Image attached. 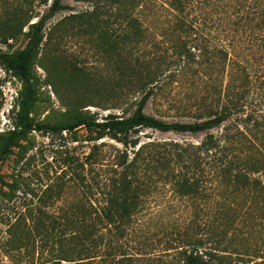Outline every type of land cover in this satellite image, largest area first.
<instances>
[{
  "label": "rangeland",
  "instance_id": "374dc122",
  "mask_svg": "<svg viewBox=\"0 0 264 264\" xmlns=\"http://www.w3.org/2000/svg\"><path fill=\"white\" fill-rule=\"evenodd\" d=\"M15 3L0 0V134L15 129L25 97L30 100V117L41 126L71 124L78 114L97 122L111 115L129 118L152 88L144 112L167 122L193 123L210 108L221 109L223 101L218 98H224L229 76L227 61L218 52L229 40L218 33L228 27L230 18L213 14L209 22L185 27L175 25L170 12L162 8L148 9L145 0H64L68 10L46 21L30 66L28 90L22 79L6 69L5 60L15 59L25 49L29 25L47 7L34 4L29 24L22 26L15 14L26 10ZM239 27V37L241 30L244 36L249 34L248 27ZM11 30L21 33L15 38L3 36ZM193 42L208 51L191 69L198 68L201 74L182 76L183 62L176 61L175 49L182 43L191 49ZM250 48L244 55L257 67L264 62V48ZM191 51L199 55L198 50ZM244 61L243 69L255 72ZM260 74L255 72L246 90L253 99L252 109L264 111ZM156 75L159 84H150L147 79ZM235 86L241 87L238 80ZM222 132L223 126L197 134L140 129L131 137L138 140L137 146L127 151L132 158L133 150L144 144L166 145L175 153L170 164L178 173L177 155L186 162L195 160L196 152L189 146L200 145L209 133ZM88 136L84 127L34 130L12 147L0 166V264L57 260L62 264H160V260L175 264V252L169 249L176 247L172 241L202 233L195 224L209 222L220 206L227 208V202L237 197L213 193L211 183L204 181L208 188L204 195L192 198L178 194L172 183L160 181L134 215L109 223L101 218L100 210L106 205L103 193L126 147L109 137L95 142ZM197 155L203 157V151ZM199 169L205 176L211 174L204 164Z\"/></svg>",
  "mask_w": 264,
  "mask_h": 264
},
{
  "label": "trees",
  "instance_id": "16d2710c",
  "mask_svg": "<svg viewBox=\"0 0 264 264\" xmlns=\"http://www.w3.org/2000/svg\"><path fill=\"white\" fill-rule=\"evenodd\" d=\"M16 1L14 6L26 10L25 13L15 14L22 26L29 24L32 17L29 13L34 4L47 7V11L29 25L25 49L15 59L5 60L6 69L22 79L30 90V66L42 43L44 37L42 31L46 21L68 10L69 7L64 0ZM145 2L148 9L162 8L163 11L170 12L173 23L178 26H193L194 22L203 20L209 22L213 20V14L221 15L222 19L230 18L227 21L228 27H223L218 33L224 34L229 40L222 44L218 52L222 59L227 61L229 76L224 98H218L223 101L221 109L210 108L202 114L204 118L193 123L167 122L144 112L147 101L154 93L152 88L143 96L136 112L129 118L111 115L102 122H97L90 116L78 114L71 124L41 126L35 124L30 117L28 107L30 100L25 97L15 129L0 134V166L8 158L12 147L17 145V141L25 139L31 131L63 132L84 127L89 135V141L96 142L109 137L126 147V150L117 157L114 176L110 180L109 188L103 193L106 205L100 210L103 212L102 219L115 223L134 215L145 202L144 197L152 190L158 189L160 181L172 183L174 191L192 198L204 195L208 188L203 182L207 181L211 183L210 190L213 193L221 191L223 194L227 192L237 197L232 202H227V208L224 204L220 206L209 222L195 224L194 228H199L202 233L184 238L179 236L172 241L176 247L169 249L175 252L173 256L175 264H264V111L252 109L253 99L250 100L246 90H249V84L254 81L255 72H261L258 79L264 83V62L257 64V67L252 66L244 55L246 49H251L250 46H256L257 51L264 48V0H145ZM240 25L250 29L247 36H244L241 30L242 36L239 37ZM6 33L3 36L8 39L15 38L21 32L11 30ZM193 45L191 49L198 50L199 55L187 48L185 43L179 48L176 46V61L183 62V65H180L182 76L201 74L196 70L198 68L192 71L191 69L194 64H200L208 51L197 42H193ZM242 61L246 62V66L250 65L251 69H256L255 72L252 70L249 72L250 68L243 69ZM156 76H151L147 81H152L150 82L152 85L154 83L158 85L159 75ZM237 80L241 87L235 86ZM222 126L221 134L209 133L200 145L189 146L196 152L195 160L186 162L183 156L177 155L174 162L180 169L178 173L174 172L170 164V158L175 153L167 150L166 145L144 144L137 151L133 150L132 158L128 155L127 148H134L138 144V140L131 137L140 129L197 134ZM96 149L98 147L94 148L95 152ZM201 150L203 157L197 155ZM203 164L210 168L211 174L205 176L199 169ZM198 173L201 174L199 177ZM85 185L90 187L89 184ZM54 264H62V261L57 260ZM160 264L171 262L160 260Z\"/></svg>",
  "mask_w": 264,
  "mask_h": 264
}]
</instances>
